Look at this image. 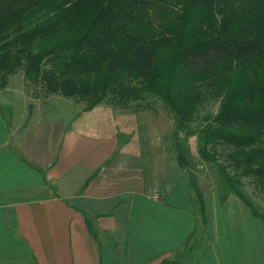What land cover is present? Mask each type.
<instances>
[{"label": "trees", "instance_id": "16d2710c", "mask_svg": "<svg viewBox=\"0 0 264 264\" xmlns=\"http://www.w3.org/2000/svg\"><path fill=\"white\" fill-rule=\"evenodd\" d=\"M18 70L45 95L83 101V111L157 97L202 216L192 135L221 174L220 202L235 193L264 221L242 181L264 195V0H0V89ZM211 99L216 113L191 125Z\"/></svg>", "mask_w": 264, "mask_h": 264}, {"label": "crops", "instance_id": "0c3cea01", "mask_svg": "<svg viewBox=\"0 0 264 264\" xmlns=\"http://www.w3.org/2000/svg\"><path fill=\"white\" fill-rule=\"evenodd\" d=\"M16 74L0 89V264H264V221L235 193L202 187V216L167 144L48 118Z\"/></svg>", "mask_w": 264, "mask_h": 264}, {"label": "rangeland", "instance_id": "374dc122", "mask_svg": "<svg viewBox=\"0 0 264 264\" xmlns=\"http://www.w3.org/2000/svg\"><path fill=\"white\" fill-rule=\"evenodd\" d=\"M16 73L12 78V83L17 88L16 79H20L22 72L18 70ZM24 90L34 99L38 97L47 104L45 110L48 118H58L68 122L72 117H80L81 128L101 135H111L112 122L121 121L122 125L127 127L128 132L123 131L120 133V142L134 139V141L140 142L142 145L146 143H162L167 144L172 150L171 132L174 127L173 119L165 111L162 101L155 96L146 95L145 100L132 102L129 108L126 109L114 107L110 103L103 101L93 110L83 114L84 102L81 100L60 94H55L56 97L54 98L50 96L51 94L45 95L39 88L28 84L25 85ZM218 107L219 100H207L199 107L191 125L198 126L202 122L204 115L215 114ZM131 126H133V133H130ZM188 144L189 153L187 158L191 172L196 177L198 184L201 188L208 187L218 190V185L222 181L218 168L211 162L201 159L198 154L195 135L189 136ZM242 181L244 192L264 212V195L255 190L251 178L244 177ZM182 253H176L173 259L180 258Z\"/></svg>", "mask_w": 264, "mask_h": 264}]
</instances>
